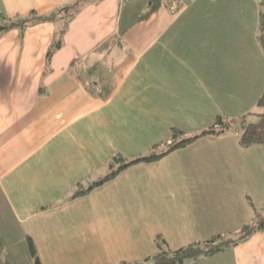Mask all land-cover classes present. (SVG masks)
Here are the masks:
<instances>
[{
	"label": "crops",
	"instance_id": "1",
	"mask_svg": "<svg viewBox=\"0 0 264 264\" xmlns=\"http://www.w3.org/2000/svg\"><path fill=\"white\" fill-rule=\"evenodd\" d=\"M263 1L0 0L59 13L0 37L2 264H34L29 240L42 264H137L263 219L264 149L239 130L264 93ZM197 264H264V232Z\"/></svg>",
	"mask_w": 264,
	"mask_h": 264
},
{
	"label": "trees",
	"instance_id": "2",
	"mask_svg": "<svg viewBox=\"0 0 264 264\" xmlns=\"http://www.w3.org/2000/svg\"><path fill=\"white\" fill-rule=\"evenodd\" d=\"M165 3L164 0H153V5L155 8ZM260 12H259V23H258V35L257 40L259 41L263 52H264V1L260 2L259 5ZM77 9V8H76ZM69 11L67 12H61L65 17L61 18L62 21V28L59 32L55 34V41L50 51L47 54V59L49 60L51 56L60 48L63 44V36L68 28V24L73 18V15H75V12L77 10L71 11V9H67ZM59 15V13H57ZM56 14H52V16L44 17L39 16L36 13L32 12L29 15H26L25 17H15L10 18L6 15H3L0 13V37L11 30H25L27 27H31L34 25H38V23H44L49 20L53 21L55 18H57ZM67 19V20H66ZM60 21V22H61ZM257 107H260L261 109H264V93L260 97ZM258 117H260L259 123H250L248 121V118H243L240 120L239 124V130H240V144L244 148H249L251 146H262L264 149V113L259 114ZM226 125L221 120V118H218L216 121V124L214 127L210 128L208 131H205L202 133L200 137H193L191 139H185L180 141V143L174 144L170 150L167 153L158 154V155H150L146 156L145 158L136 159L134 162H126L121 159H115L114 164H119L118 168L113 171V174L105 177L102 179L101 182L97 183L100 186L102 185V182L108 181L113 179L115 176L119 175L124 171V169L135 165V163H153L158 162L161 158L168 155L170 152L178 150L188 144H191V142H194L195 140L203 137V136H214L219 135L223 133V130H225ZM175 137H178L175 133ZM83 192L79 193V196L82 195ZM264 232V217L261 220H258L257 222H253L251 225H247L244 227L241 232L238 234L239 237H226L222 235L214 236L210 239H207L206 241L202 242H196L195 244H190L187 246H184V248H179L177 250H162L161 253L151 257L147 258L144 261H141L137 264H197L200 261H203L205 259H208L210 257H214L219 255V253L225 252L230 250L231 248H234L235 246L240 245L242 242L247 241L250 239L253 234L255 233H263ZM30 244V251L31 256H33L34 264H42L40 261L39 256L36 254L35 245L32 243L31 240H29ZM0 264L1 261H0Z\"/></svg>",
	"mask_w": 264,
	"mask_h": 264
},
{
	"label": "built area",
	"instance_id": "3",
	"mask_svg": "<svg viewBox=\"0 0 264 264\" xmlns=\"http://www.w3.org/2000/svg\"><path fill=\"white\" fill-rule=\"evenodd\" d=\"M164 1L168 5L169 9L172 10V13H176L178 9L185 7V4L188 1H194V0H164Z\"/></svg>",
	"mask_w": 264,
	"mask_h": 264
},
{
	"label": "rangeland",
	"instance_id": "4",
	"mask_svg": "<svg viewBox=\"0 0 264 264\" xmlns=\"http://www.w3.org/2000/svg\"><path fill=\"white\" fill-rule=\"evenodd\" d=\"M72 11H73V10H72ZM256 109H257V110H255V111L253 112V116H252L251 118L249 117V119H248V121H249L250 123H259L260 117H258V115L264 113V109H261L260 107H256ZM249 116H251V115H249ZM230 237L237 238V237H239V235H238V234H235L234 236L231 235Z\"/></svg>",
	"mask_w": 264,
	"mask_h": 264
}]
</instances>
